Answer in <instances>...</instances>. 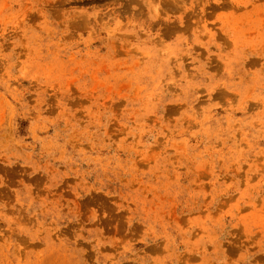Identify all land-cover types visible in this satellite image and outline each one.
<instances>
[{
	"label": "rangeland",
	"instance_id": "1",
	"mask_svg": "<svg viewBox=\"0 0 264 264\" xmlns=\"http://www.w3.org/2000/svg\"><path fill=\"white\" fill-rule=\"evenodd\" d=\"M0 264H264V0H0Z\"/></svg>",
	"mask_w": 264,
	"mask_h": 264
}]
</instances>
